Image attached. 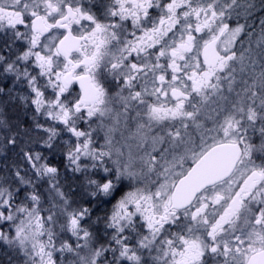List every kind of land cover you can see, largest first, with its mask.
Wrapping results in <instances>:
<instances>
[{
    "label": "snow or ice",
    "instance_id": "1",
    "mask_svg": "<svg viewBox=\"0 0 264 264\" xmlns=\"http://www.w3.org/2000/svg\"><path fill=\"white\" fill-rule=\"evenodd\" d=\"M7 264H264V0H0Z\"/></svg>",
    "mask_w": 264,
    "mask_h": 264
},
{
    "label": "flooded vegetation",
    "instance_id": "2",
    "mask_svg": "<svg viewBox=\"0 0 264 264\" xmlns=\"http://www.w3.org/2000/svg\"><path fill=\"white\" fill-rule=\"evenodd\" d=\"M0 264H7V258L3 255V249H0Z\"/></svg>",
    "mask_w": 264,
    "mask_h": 264
}]
</instances>
